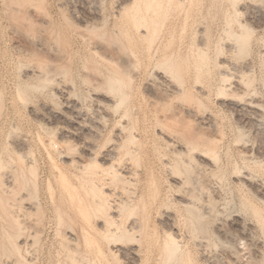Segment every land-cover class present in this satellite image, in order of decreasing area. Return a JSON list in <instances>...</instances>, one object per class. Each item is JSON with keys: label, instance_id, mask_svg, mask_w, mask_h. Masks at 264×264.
<instances>
[{"label": "rangeland", "instance_id": "obj_1", "mask_svg": "<svg viewBox=\"0 0 264 264\" xmlns=\"http://www.w3.org/2000/svg\"><path fill=\"white\" fill-rule=\"evenodd\" d=\"M33 1L0 0V93L5 104L3 116L0 118V162L2 161L1 166L3 164L5 167L0 168H6L4 171L0 169V199L3 200L0 205L5 209L2 210L0 206V264H127L133 260V256L136 258V264H231L230 257L235 262L233 264H264V254L260 258L251 259V262V256L248 255L252 252L249 247L246 248L243 243L238 246L219 241L216 235L219 226L223 229L226 227V231L228 223L236 219L238 227L247 233L251 243L262 242L264 245V225L261 220L264 217V203L259 201L246 185L237 181L243 174L251 180L248 179L250 182L255 183L257 190L261 188L260 195L264 190V0H159L160 7L153 5L148 13L144 1L135 0V8L129 9V14L138 15L140 11L143 16L147 14L149 19H158L154 27H150L149 21L146 26H141L140 31H145L149 26L150 29H147L154 35L148 46L142 42L138 29L130 26L129 14L120 10L123 0ZM83 18L91 19L90 23L80 25L79 22ZM247 28L251 33H246ZM238 36L246 38L248 53H244L245 55L237 52ZM97 42H105L106 46L110 47L107 48L108 51L115 49V46H123L121 48L131 56L137 72L130 92L127 93L128 98L123 100V104L118 107H105L107 111H104L110 114L107 118L100 117L102 111L97 110L94 94L107 92L116 102L120 101V97L105 87L104 83L112 72L102 58V61L99 60L100 55L93 53ZM199 48L206 53L205 63L197 62ZM50 49L59 57H63L62 61L57 54H49L47 51ZM44 51L48 53V57H40L45 54ZM34 52L39 55H34ZM52 58L63 62L62 66L67 62L66 65L70 68L66 65L67 69L65 66L62 68L59 60L54 59L53 62ZM166 60L170 63H177L179 60L178 63L185 64L188 71L185 72V84L182 85L184 89H200L205 93L202 96L203 108L198 111L196 104L187 107L196 109L199 117L207 118L206 123L218 132L220 142L215 151L217 160L209 156L213 159V168H206L198 162V154H208L202 146L191 150L188 155H178L174 152V145H180L184 141L180 136L182 129H170L164 118L168 113L160 112L146 91L151 82L159 84L154 77L157 73L168 72L164 71L165 66L161 71L162 63ZM42 62L47 65L41 67L44 66ZM89 66H92L93 72ZM63 69L66 70L65 73ZM29 70L38 71L43 75L42 78L45 73L43 79L46 80L47 77L46 83L42 84L44 80L40 79L41 82L36 79L40 77L24 78ZM224 72L230 73V78L222 76ZM168 73L170 79L175 77L174 73ZM237 84H244L240 92L239 89L236 90ZM65 86L70 90L69 99L78 106L77 115L68 113L69 108L64 102V97L58 93ZM163 87L164 89L161 86L166 93L168 86ZM252 100L257 102L254 103L255 112L249 111ZM225 101H232L231 105L235 108L225 104ZM171 102L172 107L179 105L178 99ZM240 105L245 107L240 109ZM77 118H83L85 121L80 127L76 126ZM192 120L196 122L194 118ZM195 124L197 125V122ZM61 134H64L66 142L59 144L57 140ZM168 137L176 144L169 143ZM86 145L95 147V161L92 164L96 166L90 165L91 167L83 170L77 165L62 163L64 157H82ZM112 146L116 147L112 148L116 152L113 153L114 156L109 157L108 151ZM240 146L249 147L251 151L243 152ZM18 157L22 159L18 160ZM104 159H108L107 165L101 163ZM52 164L64 168L69 177V184L75 186L73 189L77 196L72 192L73 189L71 194L73 193L75 200L82 198L83 207L90 209L95 202L105 203L104 216L99 213L85 219L77 209L79 206L73 197L62 192L58 186ZM21 173L24 175H20ZM175 178H180V187L173 182L172 179ZM93 186L98 189L95 195L89 193ZM214 195H219V198ZM208 196L210 199L214 196L215 199L213 208L200 219V223L206 227V232H202L197 230V221L177 199L185 197L191 200L195 210L199 211L201 207H205L206 203L202 200ZM261 196L264 197L263 194ZM126 200L127 212L125 209L119 210L122 208L120 206L115 207L119 203H126ZM254 205L259 209L257 213L252 210ZM5 211L9 213H4ZM113 213L119 215L116 216L117 219L113 218L115 223L104 222ZM14 215V218H9ZM101 222L111 227L108 229L112 234L106 237L98 230ZM14 226L19 227L16 230ZM167 227L172 228L178 236V251L170 259L162 251L168 239ZM121 235H128V238L121 237L120 240ZM154 237H157V241Z\"/></svg>", "mask_w": 264, "mask_h": 264}, {"label": "bare ground", "instance_id": "obj_2", "mask_svg": "<svg viewBox=\"0 0 264 264\" xmlns=\"http://www.w3.org/2000/svg\"><path fill=\"white\" fill-rule=\"evenodd\" d=\"M33 1V0H32ZM135 0H123L122 1V3H121V5H120V10L121 11H123V12H129V9H131V8H135V2H134ZM137 1V0H136ZM144 2L143 3H145V6H144V4H143V6L145 7V9H146V12L148 13V11H150L151 10V8H152V6L153 5H155V6H153V7H156V8H158V7H160V3L161 2H159V0H143ZM162 1H164V0H162ZM191 2V1H190ZM234 2V1H233ZM2 3V2H1ZM5 3V2H4ZM27 3V2H26ZM33 3H34V1H33ZM163 3V2H162ZM178 3V2H177ZM187 3V2H186ZM185 3V4H186ZM137 4V3H136ZM139 4V3H138ZM167 4H168V2H167ZM166 4V5H167ZM181 4V3H180ZM30 5V4H29ZM63 5V4H62ZM158 7H157V6ZM162 5V4H161ZM3 6V5H2ZM170 6V5H169ZM37 7V6H36ZM139 7H141V6H139ZM138 7V8H139ZM164 7V6H163ZM9 8V7H8ZM11 8V7H10ZM138 8H137V10H138ZM155 8V9H156ZM36 9V8H35ZM187 10V9H186ZM15 11H17V10H15ZM100 11V10H99ZM103 11V10H102ZM167 11V10H166ZM183 11V10H182ZM87 12V11H86ZM126 13V14H129V13ZM142 12V11H141ZM143 12H145V11H143ZM42 13V12H41ZM40 13V14H41ZM137 13V12H136ZM154 13V12H153ZM13 14V13H12ZM39 14V15H40ZM95 14V13H94ZM140 14V11H139V13H138V15L136 14H133V13H131V14H129V16H128V19H129V22H130V26L131 27H133V28H136V29H138V32H140L139 34H140V38L141 39H143L142 40V42H145L146 43V45L148 46V45H150L151 44V42H152V40L154 39L153 37H154V35L151 33L150 34V30H148L147 28H149V26L146 28V30L144 31H140L142 28H141V26L142 25H144V26H146V23L148 22V23H150V27H154V25H155V23L157 22L156 20H158V19H156V20H154V19H149V17L147 16V14H146V16L144 15H139ZM143 14V13H142ZM161 14V13H160ZM42 15V14H41ZM48 15V14H47ZM80 15V14H79ZM155 15V14H154ZM15 16V15H14ZM86 16V15H85ZM16 17V16H15ZM42 17V16H41ZM46 17V16H45ZM91 17V16H90ZM167 17V16H166ZM23 18V17H22ZM28 18V17H27ZM12 19V18H11ZM65 19H66V17H65ZM68 19V18H67ZM89 19V18H88ZM94 19V18H93ZM8 20V19H7ZM31 20V19H30ZM49 20V19H48ZM85 19L83 18L82 19V21L80 20V25H86L87 23H90L89 21L91 20V19H89V20H85ZM105 21V20H104ZM156 21V22H155ZM160 22V21H159ZM19 23V22H18ZM45 23V22H44ZM158 23V22H157ZM153 24V25H152ZM28 25V24H27ZM55 25V24H54ZM53 25V26H54ZM157 25V24H156ZM163 25V24H162ZM21 26V25H20ZM19 26V27H20ZM42 26V25H41ZM70 26V25H69ZM16 27V26H15ZM23 27H24V25H23ZM27 27V26H26ZM258 27V26H257ZM57 28V27H56ZM73 28V27H72ZM144 28V27H143ZM242 28V27H241ZM17 29V28H16ZM29 29V28H28ZM93 29V28H92ZM96 29V28H95ZM150 29V28H149ZM153 29H155V28H153ZM24 30V29H23ZM25 30H26V28H25ZM49 30H51V28L49 29ZM48 30V31H49ZM94 30V29H93ZM100 30V29H99ZM148 30V31H147ZM156 30V29H155ZM247 31H246V33H248L249 31H250V33H251V30L249 29V28H247L246 29ZM32 31V30H31ZM74 31V30H73ZM81 31V30H80ZM54 32V31H53ZM59 32V31H58ZM90 32V31H89ZM27 33V32H26ZM46 33V32H45ZM77 33V32H76ZM80 33V32H79ZM98 33V32H97ZM230 33V32H229ZM233 33V32H232ZM154 34H156L155 32H154ZM46 36V35H45ZM48 36V35H47ZM99 36H101L102 37V35L100 34ZM99 36H98V38H99ZM158 36V35H157ZM203 36V35H202ZM236 36V35H235ZM234 36V37H235ZM245 36H248V35H245ZM245 36H238L237 37V45L236 46H238L237 47V52L239 53V54H241V55H243L244 53H246L247 51V49L248 48H246V46H247V44H246V38H245ZM249 36H251L250 34H249ZM59 37V36H58ZM83 38H84V36H82ZM30 38V37H29ZM40 38V37H39ZM87 38V37H86ZM103 38H104V36H103ZM118 38V37H117ZM116 38V39H117ZM159 38V37H158ZM248 38V37H247ZM32 39V38H31ZM41 39V38H40ZM88 39V38H87ZM94 39V38H93ZM102 39V38H101ZM206 39V38H205ZM60 40V39H59ZM102 40H105V39H102ZM110 40V39H109ZM115 40V39H114ZM236 40V39H235ZM250 40V38L248 39V41ZM90 41V40H89ZM200 41V40H199ZM86 43L88 42V41H85ZM91 42V41H90ZM108 42V41H107ZM113 42V41H112ZM36 43V42H35ZM56 43V42H55ZM109 44H110V41L108 42ZM115 43V45H116V43H117V41L116 42H114ZM120 43V42H119ZM88 44H90V43H88ZM98 44V45H97ZM97 46L95 47H93V53H96V54H98V56L100 57V59L99 60H101V58H102V60L104 61V64H106L109 68H111L110 70H111V72H112V75L111 76H109L108 77V79H106V82L104 83V84H106L105 85V87L107 86L108 87V89H109V91H111V92H114V93H117L118 95H119V97H120V101H115V99H114V97L112 98V96H110V95H108L107 94V92L106 91H108V90H106L105 92H106V94H104V93H97L96 92V94H94V98H95V100H96V102H97V110H99V112L100 111H102L101 112V114H102V116L100 115V117H106L107 118V116H109L104 110H106L107 111V107H112V106H115V107H118V106H120L121 105V103L123 102V100L125 99V98H128L127 97V93H128V91L130 92V89H131V87H132V84H133V82H134V80H135V78H136V74H137V72H136V67H134L135 66V64H134V62L131 60V56H128V54H126V52H125V50H123V48H121V47H123V46H120L121 44H119V46L120 47H117V46H113L115 49H113L112 51H108L107 50V48L108 49H110V47H108V46H106V44H105V42H100V43H98L97 42ZM249 44V43H248ZM20 45V44H19ZM110 45H113V44H110ZM109 45V46H110ZM51 46V45H50ZM58 45H56V47H57ZM146 46V47H147ZM249 46V45H248ZM16 47V46H15ZM59 47H60V45H59ZM112 47V46H111ZM203 47V46H202ZM226 47V46H225ZM38 48V47H37ZM63 48V47H62ZM19 49V48H18ZM56 49V48H55ZM172 50V49H171ZM43 51V50H42ZM41 51V52H42ZM36 52H38V51H36ZM36 52H34L33 54L34 55H37L38 53H36ZM47 52H49V54H50V52H52L51 54L53 55L54 53H55V51L53 52L51 49H50V51H47ZM157 52V51H156ZM44 53H45V51H44ZM59 53V52H58ZM67 53V52H66ZM65 53V54H66ZM248 53V52H247ZM246 53V54H247ZM43 54V53H42ZM55 54H57V53H55ZM2 55V54H1ZM39 55V54H38ZM46 55V57H48L47 55H48V53H45V54H43V55H41L40 57H42V56H45ZM62 55V54H61ZM245 55V54H244ZM32 56V55H31ZM57 57H59V55L57 54L56 55ZM55 56V57H56ZM95 56V55H94ZM97 55H96V58L98 57ZM152 56V55H151ZM39 57V56H38ZM39 57V58H40ZM66 57V56H65ZM148 57V56H147ZM206 53H205V51H203L202 50V48L200 49L199 48V54H198V57H197V62H204L205 61V59H206ZM61 58V59H60ZM62 58L63 57H59V59L62 61ZM170 58V57H169ZM168 58V59H169ZM172 58V57H171ZM179 58V57H178ZM48 59H50V58H48ZM55 60H56V58H54ZM53 58H52V61L54 60ZM58 59V60H59ZM86 59V58H85ZM224 59V58H223ZM58 60H56V61H58ZM60 60L58 61L59 62V64H60V66L62 67V68H65L67 65H66V63L64 64V66H62V64L61 63H63V62H61L60 63ZM64 60V59H63ZM101 60V61H102ZM165 60V59H164ZM170 60H172V59H170ZM39 61H40V59H39ZM42 61V60H41ZM43 61H45V60H43ZM92 61V60H91ZM181 61V60H180ZM54 62V61H53ZM65 62V61H64ZM158 62V61H157ZM173 62V63H172ZM175 61H171V63L169 62V61H165L164 63H162L163 65H162V68H161V71H162V69H164L163 67L165 66L166 68L164 69V71L165 70H167L171 75H173V73H174V75H175V77H172L173 79H170L169 78V76L167 75V73H166V71H165V73L162 71V72H160V73H157V76H154V77H156L157 78V82H159V84L158 83H150V84H148V86H147V89H146V91L148 92V94L150 95H148L150 98H151V100H152V103L155 105V107L157 106L159 109V111L160 112H162L163 114L164 113H168V115H166L164 118H165V120H166V124L170 127V129H171V127H178V128H180V129H182V135H180L182 138H183V140L185 141H183L182 143H180V145H177L175 142V144L176 145H174L175 147H174V152L175 153H177L178 155H183V154H187L188 155V153H190V151L191 150H193V149H197V148H199L200 146H202L206 151L205 152H207L208 154V156L205 154H203V155H201V154H198V155H200L199 157H197V160H198V162L200 163V165H204V166H206V168L208 167L209 168V166H211L212 168H213V166H212V164L214 163L213 162V159H216V153H215V151H216V147H217V145L219 144V142H220V137H219V135H218V132H216L215 130H213L212 129V127H210V125H208L206 122L207 121H205V120H208L204 115V117L206 118V119H204V118H202V117H199V115L197 114V111H196V109H194L193 107H191V109L189 108V107H187V106H192V105H194V104H196V105H198V111H199V109H201V108H203L204 106H203V102H202V96L205 94L202 90H200V89H190V88H188V89H184L183 87H182V85L183 84H185L184 83V77H185V72H187L186 71V68H185V64L184 63H182V62H180V63H178L179 62V60H178V62L177 63H174ZM187 62V61H186ZM45 63V62H44ZM44 63L42 62V64L44 65ZM47 63H49V60H48V62ZM205 63V62H204ZM52 64V63H51ZM50 64V65H51ZM56 64V63H55ZM54 64V65H55ZM58 64V65H59ZM68 64V63H67ZM232 64V63H231ZM39 65H41V64H39ZM47 65V64H46ZM46 65H44V66H41V67H45ZM244 65V64H243ZM20 66V65H19ZM34 66V65H33ZM242 66V65H241ZM37 67V66H36ZM51 67V66H50ZM49 66H48V68H50ZM57 67V66H56ZM68 67V66H67ZM67 67L65 68V69H67ZM90 68H91V72H93L92 71V66H89ZM155 67H158V66H155ZM161 66H159V68H160ZM221 67V66H220ZM237 67V66H236ZM55 68V67H54ZM68 68H70V67H68ZM240 68V67H239ZM34 69V68H33ZM50 69H52V68H50ZM60 69V68H59ZM65 69H63V71H64V73H65ZM234 69V68H233ZM238 69V68H237ZM250 69V68H249ZM38 70V69H37ZM42 70V69H41ZM46 69L44 68V71H45ZM89 70V69H88ZM95 70V69H94ZM20 71V70H19ZM39 71H40V68H39ZM60 71H61V69H60ZM153 71V70H152ZM42 71H40V73H41ZM50 72V71H49ZM96 72V71H95ZM158 72V71H157ZM230 72V71H229ZM239 72V71H238ZM250 72V71H249ZM19 73V72H18ZM20 73H22V72H20ZM38 71H36V70H34V71H26V73H25V76H24V78L26 77L27 79H30V78H32V77H40V78H36V79H41L42 81L44 80L43 78H45V73H44V77L42 78L41 77V75L42 74H40ZM168 73V74H169ZM208 73V72H207ZM57 74V73H56ZM66 74H67V72H66ZM139 74V73H138ZM230 73H228V72H224V75L222 74V76H224V77H228V78H230L228 75H229ZM94 75H95V73H94ZM98 75V74H97ZM197 75V74H196ZM231 75V74H230ZM43 76V75H42ZM50 76V75H49ZM48 76V77H49ZM68 76V75H67ZM171 77V76H170ZM196 77V76H195ZM199 77V76H198ZM246 77V76H245ZM87 78V77H86ZM91 78V77H90ZM98 78H100L99 76H98ZM197 78V77H196ZM228 78H224L225 80L226 79H228ZM48 79H50V78H48ZM71 79V78H70ZM176 80V82H174L175 80ZM248 78H246V80H247ZM40 80V81H41ZM46 80H47V77H46ZM46 80H44V82H42V84L43 83H46ZM62 80V79H61ZM64 80V79H63ZM90 80V79H89ZM174 80V81H173ZM198 80H199V78H198ZM56 81V80H55ZM69 81V80H68ZM155 81V80H154ZM223 81V80H222ZM90 82V81H89ZM156 82V81H155ZM237 82V81H236ZM58 83V82H57ZM91 83H92V81H91ZM99 83V82H98ZM228 83V82H227ZM49 84V83H48ZM89 84V83H88ZM101 84V83H100ZM103 83L101 84V85H104ZM224 84V83H223ZM245 84V83H244ZM244 84H242L243 86H244ZM251 84V83H250ZM70 85H71V83H70ZM74 85V84H73ZM92 85H93V83H92ZM96 85V84H95ZM163 85H167L168 87H167V89H168V91L166 90V93L165 92H163L164 90H162V88L164 89V87H163ZM242 85H240V84H237L236 85V87H237V89L236 90H238L239 89V91L238 92H240V89H241V86ZM248 85V84H247ZM32 86V85H31ZM98 86V85H97ZM100 86V85H99ZM161 86H162V88H161ZM200 86V85H199ZM246 86V85H245ZM34 87V86H33ZM32 87V88H33ZM90 87H91V84H90ZM104 87V86H103ZM94 88V87H93ZM100 88V87H99ZM142 88V87H141ZM199 88V87H198ZM228 88V87H227ZM230 88V87H229ZM248 88V87H247ZM43 89V88H42ZM58 89V88H57ZM98 89V88H97ZM222 89H224V87H222ZM17 90V89H16ZM36 90H38V88L36 89ZM35 90V91H36ZM94 90H95V88H94ZM204 90V89H203ZM236 90H235V88H234V91L236 92ZM93 91V90H92ZM233 91V92H234ZM21 92V91H20ZM69 92H70V90L68 89V87L66 88V86H65V88L63 89H61V90H59V92L58 93H60L59 95H62L61 97H64V102L67 104V107L69 108L68 110H69V112L68 113H71V114H76L77 115V109H78V106H77V104L74 102V101H72V100H70L69 98V96L70 95H68L69 94ZM232 92V91H231ZM22 93V92H21ZM25 92H23V94H24ZM145 93V92H144ZM226 93H228L227 92V90H226ZM237 93V92H236ZM4 94V93H3ZM23 94H21V95H23ZM75 94V93H74ZM113 94V93H112ZM222 94V93H221ZM238 94V93H237ZM1 93H0V118L3 116L2 115V113H3V110H4V105L5 104H3V101H2V98H1ZM19 95V94H18ZM25 95V94H24ZM207 95V94H206ZM224 95V94H223ZM222 95V96H223ZM233 95H234V93H233ZM20 96V95H19ZM57 96V95H56ZM225 96V95H224ZM24 97V96H23ZM226 97V96H225ZM242 97V96H241ZM20 98V97H19ZM173 99H178L179 100V105H175L174 107H172V100ZM226 99V98H225ZM4 100V99H3ZM23 100V99H22ZM13 101V100H12ZM32 101V100H31ZM127 101V100H126ZM253 101V100H252ZM251 101V103H250V105H249V107H250V109H249V111H253V112H255L256 111V108L254 107L255 105H254V103H257V102H252ZM28 102V101H27ZM178 102V101H177ZM221 102V101H220ZM223 102V101H222ZM250 102V101H249ZM64 103V104H65ZM95 103V102H94ZM225 104L227 103V105L229 104L230 106H232L231 105V103L233 104V102L231 101V103L229 102V101H225L224 102ZM223 103V104H224ZM234 103H236V102H234ZM238 103V102H237ZM236 103V104H237ZM27 104V103H26ZM123 104V103H122ZM177 104V103H176ZM153 105V106H154ZM246 105V104H245ZM259 105V104H258ZM262 105V104H261ZM234 106V105H233ZM232 106V107H233ZM106 107V108H105ZM156 107V108H157ZM195 107V106H194ZM240 109L242 108V107H245V106H238ZM237 107V108H238ZM247 107V106H246ZM234 108H235V106H234ZM259 108V107H258ZM109 109V108H108ZM230 109V108H229ZM236 110V109H235ZM34 111V110H33ZM239 111V110H238ZM80 112V111H79ZM35 113V112H34ZM238 113V112H237ZM251 113V112H250ZM257 113V112H256ZM255 113V114H256ZM244 114V113H243ZM252 114V113H251ZM37 116V115H36ZM56 116V115H55ZM59 116V115H58ZM80 116V115H79ZM41 117V116H40ZM45 117V116H44ZM99 117V116H98ZM99 117V118H100ZM125 117H127V116H125ZM256 117V116H255ZM57 118V117H56ZM61 118V117H60ZM97 118V117H96ZM128 118V117H127ZM192 118H194V120L197 122V125L194 123V121L192 120ZM240 118V117H239ZM59 119V118H58ZM78 120H77V125L76 126H81L83 123H85V121L83 120V118L81 119V118H77ZM105 119V118H104ZM36 120H38V119H36ZM42 120V119H41ZM48 120V119H47ZM63 120V119H62ZM98 120V119H97ZM209 120H210V118H209ZM211 121V120H210ZM252 121V120H251ZM56 122V121H55ZM63 122V121H62ZM90 122V121H89ZM100 122V121H99ZM64 123V122H63ZM67 123V122H66ZM87 123V122H86ZM91 123V122H90ZM41 124V123H40ZM50 124V123H49ZM65 124V123H64ZM166 124H165V126H166ZM210 124V123H209ZM259 124V123H258ZM69 125V124H68ZM71 125V124H70ZM96 125H97V123H96ZM206 125H208V126H206ZM211 125H213V124H211ZM40 126V125H39ZM53 126H54V124H53ZM52 126V127H53ZM74 126V125H73ZM124 126V125H123ZM168 126H166V127H168ZM15 127V126H14ZM13 127V128H14ZM84 127V126H83ZM105 127V126H104ZM168 127V128H169ZM48 128V127H47ZM73 128V127H72ZM165 128V127H164ZM256 128V127H255ZM15 129V128H14ZM13 129V130H14ZM51 129V128H50ZM75 129V128H74ZM82 129V128H81ZM102 129V128H101ZM121 129V128H120ZM240 129V128H239ZM56 130V129H55ZM71 130V129H70ZM86 132H89V130L88 129H84ZM126 130V129H125ZM175 130V129H174ZM16 131V130H15ZM83 131V130H82ZM121 131H123V130H121ZM171 131V130H170ZM56 132V131H55ZM119 132V131H118ZM162 132H163V130H162ZM242 132V131H241ZM130 133V132H129ZM161 133V132H160ZM159 133V134H160ZM67 134V133H66ZM85 134V133H84ZM97 134V133H96ZM94 135V134H93ZM119 135H121V134H119ZM164 135V134H163ZM15 136V135H14ZM92 136V135H91ZM175 136V135H174ZM242 136V135H241ZM56 137V136H55ZM67 137V136H66ZM9 138V137H8ZM17 138V137H16ZM258 139V138H257ZM118 140V139H117ZM130 141H131V139H130ZM134 141V140H133ZM167 141L169 142V143H173V141H172V139H169V137H168V139H167ZM166 141V142H167ZM66 141H65V136H64V134L62 135L61 134V137L57 140V143H59V144H62V143H65ZM180 142V141H179ZM179 142H177V143H179ZM45 143V142H44ZM56 143V144H57ZM129 143V142H128ZM173 143V144H174ZM184 143V144H183ZM241 143V142H240ZM15 144V143H14ZM20 144V143H19ZM35 144V143H34ZM58 144V145H59ZM115 144V143H114ZM120 144V143H119ZM87 147L84 149V151H83V156L82 157H76V158H74V157H64L63 159H62V163H64L65 165H70V164H73V165H77L78 166V168H80V169H86V168H89V166L91 165H94V166H96L94 163L92 164V162H94L95 160H94V158H93V151H94V149H95V147L94 146H92V145H86ZM118 146V145H117ZM18 147V146H17ZM116 148L115 146H112L111 147V150L110 151H108V156L109 157H112V156H114L113 155V153L114 152H116L115 151V149H112V148ZM241 147V146H240ZM22 148V146L20 147V149ZM242 148V147H241ZM249 147H247V148H242L241 150L243 151V152H246V153H248V152H250L251 151V148L250 149H248ZM19 149V150H20ZM44 149V148H43ZM120 149V148H119ZM258 149V148H257ZM33 150V149H32ZM37 150V149H36ZM109 150V149H108ZM117 150V149H116ZM138 150V149H137ZM240 150V151H241ZM203 152H204V150H202ZM201 151V152H202ZM200 152V153H201ZM202 152V153H203ZM204 152V153H205ZM255 152V151H254ZM55 153V152H54ZM132 154V153H131ZM17 155V154H16ZM96 155V154H95ZM94 155V156H95ZM21 156H22V154H21ZM30 156V155H29ZM107 156V157H108ZM131 156V155H130ZM133 156V155H132ZM211 158H213V159H211ZM17 157V156H16ZM84 157L85 158H87V159H84ZM107 157H105V158H107ZM123 157V156H122ZM184 157V156H183ZM192 157V156H191ZM218 157V156H217ZM19 159L18 160H21L20 159V157H18ZM117 158V157H116ZM138 158V157H137ZM186 158V157H185ZM11 159V158H10ZM102 159V158H101ZM17 160V161H18ZM52 160V159H51ZM50 160V161H51ZM217 160V159H216ZM216 160H214L215 162H216ZM107 161H108V159H104V160H102L101 161V163L103 164V165H107ZM132 161H133V159H132ZM186 161V160H185ZM4 162V161H3ZM7 162V161H6ZM139 162V161H138ZM213 162V163H212ZM1 163H2V161L0 162V167H3L4 165L2 164V166H1ZM9 163V162H8ZM18 163V162H17ZM21 163H23V162H21ZM53 163V162H52ZM96 163V162H95ZM136 163V162H135ZM5 164V163H4ZM13 164H14V162H13ZM25 164V163H24ZM50 164V163H49ZM110 164V163H109ZM114 164V163H113ZM185 164V163H184ZM53 166H52V169H54L53 171V174H54V177L56 178L55 180H57V182L60 184H58V186H60V188L62 189V192H64V193H66V194H69V196H71V197H73L72 199H74V201H76V205H78L79 207L77 208V209H79L80 210V213L83 215V217L85 218V219H87L89 216L91 217V215H93V217H94V215L96 214H99V213H102V215H103V213H105V203H102V202H100V201H98L97 203L95 202L93 205H92V208H85V207H83L82 206V198H78L77 200H75V196L73 195V193L74 192H76L75 191V189H73L74 187L72 186V184H69V177H67V174H65L66 172L63 170L64 168H61V166H59V165H54V164H52ZM133 165V164H132ZM136 165V164H135ZM199 165V164H198ZM215 165V164H214ZM263 165V164H262ZM23 166V165H22ZM90 166V167H91ZM114 166V165H113ZM255 166V165H254ZM5 167V166H4ZM8 167V166H7ZM19 167V166H18ZM64 167H66V166H64ZM110 167V166H109ZM107 168V167H106ZM131 168H132V166H131ZM1 169V168H0ZM3 169V168H2ZM1 169V170H2ZM6 169V168H5ZM5 169H3V171L5 170ZM38 169V168H37ZM22 170V169H21ZM88 170V169H87ZM106 170V169H105ZM108 170V169H107ZM176 170V169H175ZM200 170V169H199ZM218 170V169H217ZM14 171V170H13ZM170 171V170H169ZM179 171V170H178ZM213 171V170H212ZM22 172V171H21ZM33 171H31V173H32ZM43 172V171H42ZM85 172H87V171H85ZM90 172V171H89ZM129 172V171H128ZM187 172V171H186ZM220 172V171H219ZM240 172V171H239ZM15 173V172H14ZM31 173H29V174H31ZM88 173V172H87ZM95 173V172H94ZM99 173V172H98ZM124 173H126L125 171H124ZM177 173V172H176ZM10 174V173H9ZM8 174V175H9ZM24 175V173H21L20 175ZM181 174V173H180ZM240 174V173H239ZM90 175V174H89ZM118 175V174H117ZM179 175V174H178ZM244 175H246V174H244ZM1 176V175H0ZM12 176V175H11ZM26 176V175H25ZM32 176H33V174H32ZM71 176V175H70ZM104 176H106V175H104ZM115 176V175H114ZM180 176V175H179ZM203 176V175H202ZM241 176V175H240ZM239 176V178H238V176H237V181L239 182V183H242V184H244V186L246 185V188L257 198V199H259V201H261V202H263L264 203V197H262L261 195L263 194L264 195V190L262 191V194L260 195V190H261V188H259L260 190H257V186L256 185H254L252 182H250L251 180L248 178V177H246V176H243V174H242V177H240ZM248 176V175H247ZM14 177V176H13ZM17 177V176H16ZM24 177V176H23ZM22 177V178H23ZM53 177V178H54ZM124 177H125V175H124ZM175 177H177V176H175ZM1 178V177H0ZM19 178V177H18ZM25 178V177H24ZM181 178V177H180ZM180 178H175V179H172L173 180V182L178 186V185H180V181L178 180V179H180ZM189 178V177H188ZM14 179V178H13ZM17 179V178H16ZM15 179V180H16ZM182 179V178H181ZM220 179V178H219ZM250 181H249V180ZM1 180V179H0ZM4 180V179H3ZM11 180V179H10ZM24 180V179H23ZM73 180V179H72ZM112 180H114V178L112 179ZM186 180V179H185ZM13 181V180H12ZM11 181V182H12ZM18 181V180H17ZM16 181V182H17ZM26 181V180H25ZM96 181V180H95ZM98 181V180H97ZM220 181V180H219ZM5 182V181H4ZM49 182V181H48ZM122 182V181H121ZM182 182V181H181ZM2 183V182H1ZM6 183V182H5ZM15 183V182H14ZM23 183V182H22ZM21 183V184H22ZM25 183V182H24ZM129 183V182H128ZM130 183H132V182H130ZM10 184V183H9ZM19 184H20V182H19ZM49 184V183H48ZM88 184V183H87ZM94 184V183H93ZM92 184V185H93ZM96 184V183H95ZM2 185H4V184H2ZM23 185V184H22ZM97 185V184H96ZM126 185V184H125ZM129 185V184H128ZM175 185V186H176ZM183 185V184H182ZM82 186V185H81ZM88 186V185H87ZM23 187V186H22ZM79 187V186H78ZM90 187V186H89ZM97 187V186H96ZM103 187V186H102ZM178 187H180V186H178ZM24 188V187H23ZM48 188V187H47ZM12 189V188H11ZM72 189H73V191H72ZM82 189V188H81ZM86 189V188H85ZM84 189V190H85ZM15 190V189H14ZM77 190V189H76ZM80 190V189H79ZM96 190H98V189H96L94 186L93 187H91L90 188V192L89 193H93V195H95L94 193L96 192ZM124 190V189H123ZM202 190V189H201ZM71 191L73 192L72 194H71ZM28 192V191H27ZM53 192V191H52ZM84 192V191H83ZM87 192V191H86ZM98 192V191H97ZM102 192V191H101ZM104 192V191H103ZM131 192V191H130ZM157 192V191H156ZM194 192V191H193ZM98 193H100V192H98ZM197 193V191L195 192V194ZM214 193V192H213ZM256 193V194H255ZM27 194V193H26ZM71 194V195H70ZM74 194H76V196H77V193H74ZM101 194V193H100ZM103 194V193H102ZM101 194V195H102ZM105 194H106V192H105ZM104 194V195H105ZM108 194L109 193H107V196H108ZM151 194H153V191H151ZM258 194V195H257ZM89 195V194H88ZM27 196V195H26ZM85 196V195H84ZM134 196V195H133ZM194 196V195H193ZM214 196H216V195H214ZM213 196V199H210L209 198V196L208 197H204L205 198V200H202L203 202H205L206 204H205V207L203 208V207H201L202 209H200L199 211H198V209H197V211L195 210V206L193 207V203H191V200H189V199H186L185 197H178V201L181 203V204H183L185 207H186V210L188 211V213L190 214V216L192 217V218H194L196 221H197V223H196V227L198 228L197 230H199V231H204L205 230V232H206V227L204 226V224H202V222L200 223V219H203V216L204 215H207L208 213H209V209L213 206L212 204L214 203L213 201H214V199H215V197ZM17 197V196H16ZM99 197V196H98ZM200 197V196H199ZM203 197V196H202ZM216 197H218L219 198V195L218 196H216ZM261 197V198H260ZM18 198V197H17ZM27 198V197H26ZM86 198V197H85ZM188 198V197H187ZM189 198H190V196H189ZM198 198V197H197ZM36 199H38V198H36ZM46 199V198H45ZM96 199V198H95ZM9 200V199H8ZM93 200H94V198H93ZM101 200V199H100ZM122 200V199H121ZM198 200V199H197ZM2 201L3 200H1L0 199V203L2 204ZM54 201V200H53ZM67 201V200H66ZM116 201V200H115ZM194 201V200H193ZM93 202V201H92ZM105 202V201H104ZM6 203V202H5ZM20 203V202H19ZM78 203V204H77ZM119 203V202H118ZM197 203V202H196ZM199 203V202H198ZM107 204V203H106ZM115 204V203H114ZM217 204V203H216ZM7 205V204H6ZM75 205V204H74ZM211 205V206H210ZM0 206H2V205H0ZM16 206V205H15ZM21 206V205H20ZM122 207L121 209H119V210H123V209H125L126 210V212L128 211L127 209H126V206H128V204H127V200H126V203H123L122 205H121V203H119L118 204V206H115V207ZM114 207V206H113ZM125 207V208H124ZM167 207V206H166ZM2 208H4L3 206L1 207V209ZM107 208V207H106ZM213 208V207H212ZM211 208V209H212ZM39 209V208H38ZM38 209H36V210H38ZM42 209V208H41ZM131 208H129V210H130ZM133 209V208H132ZM2 210H5V209H2ZM26 210V209H25ZM115 210H117V209H115ZM124 210V211H125ZM166 210V209H165ZM252 210H253V212L254 213H257L258 212V207L256 208L255 207V205L252 207ZM8 211L10 212V210L8 209ZM8 211H5L4 213H9ZM18 211V210H17ZM22 211V210H21ZM136 211V210H135ZM214 211V210H213ZM212 211V212H213ZM112 212H114V211H112ZM116 212V211H115ZM129 212H131V211H129ZM137 212V211H136ZM163 212V211H162ZM62 213V212H61ZM60 213V214H61ZM64 213V212H63ZM121 213H122V211H121ZM132 213V212H131ZM264 213V212H263ZM262 213V214H263ZM15 214V213H14ZM107 214V213H106ZM105 214V217L109 214H107L106 215ZM118 214V213H117ZM116 213H113V214H111V216L109 217L108 216V220H104V222H107V221H113L114 219L113 218H115L116 216H119V215H117ZM133 214H134V212H133ZM170 214V213H169ZM168 214V215H169ZM11 215H13L12 213H11ZM16 215V214H15ZM15 215L14 216H12V217H9L10 219H12V218H14L15 217ZM101 215V214H100ZM135 215V214H134ZM139 215V214H138ZM142 215V214H141ZM167 215V216H168ZM225 215V214H224ZM69 216V215H68ZM104 216V215H103ZM131 216H132V214H131ZM5 217H6V215H5ZM67 217V216H66ZM138 217V216H137ZM168 217H170V215L168 216ZM7 218V217H6ZM166 218V217H165ZM206 218V217H205ZM209 218V217H208ZM234 218H237V217H234ZM260 218H261V216H260ZM89 219V218H88ZM99 219V218H98ZM115 219H117V217L115 218ZM9 220V219H8ZM16 220H18L17 218H16ZM121 220V219H120ZM166 220V219H165ZM198 220H199V222H198ZM261 220H262V223H263V225H264V217H262L261 218ZM42 221V220H41ZM141 221H142V219H141ZM167 221V220H166ZM202 221H204V220H202ZM240 221V220H239ZM14 222H16L15 220H14ZM13 222V223H14ZM31 222V221H30ZM114 222V221H113ZM164 222V221H163ZM237 220L235 219L234 221H232L231 220V223H228V228H227V230L225 231L224 229H226V227L223 229L222 227H220L219 226V228L217 229V237H218V239H219V241H225V242H227V243H230V244H232L233 245V243L234 244H236V245H238V246H240V245H242V243H243V246L245 245L246 246V248H250V251L252 252V253H250L248 256H251L250 257V260L251 259H257V258H260V257H262L263 256V254H264V245H263V243L261 244H253V243H251L250 242V240H249V237H248V235H247V233L246 232H243V230H240L241 229V227L239 228L238 227V225H237ZM20 223V222H19ZM66 223V222H65ZM108 223V222H107ZM115 223V222H114ZM117 223V222H116ZM168 223V222H167ZM204 223V222H203ZM259 223V222H258ZM14 224H18V222L17 223H14ZM63 224V223H62ZM111 224V223H110ZM109 224V225H110ZM166 224V223H165ZM169 224V223H168ZM13 225V224H12ZM11 225V226H12ZM146 225V224H145ZM144 225V226H145ZM171 225V224H170ZM173 225V224H172ZM206 225V224H205ZM194 226V225H193ZM241 226V225H240ZM19 227V226H18ZM18 227H15L14 226V229L16 228V230L18 229ZM22 227V226H21ZM113 227V226H112ZM166 227V226H165ZM108 228H111V227H107V225L105 224V223H100L99 225H98V230L101 232V233H103L104 234V236H106L107 237V235H110V234H112V232L110 231V229H108ZM133 228H135V227H133ZM141 228V227H140ZM168 228V227H167ZM166 228V229H167ZM169 228H170V226H169ZM167 229V233H166V235H167V237H168V239H166V241H165V244L163 245V249H162V251H164V254H165V256H167V258L168 259H170L171 257H173L174 255H175V253L178 251V242H177V240L178 239H176V237H178L177 235H176V233L172 230V228L171 229ZM26 229V228H25ZM61 229V228H60ZM73 229V228H72ZM71 229V230H72ZM84 229V228H83ZM251 229V228H250ZM3 230V229H2ZM16 230H14V231H16ZM20 230V229H19ZM42 230V229H41ZM135 230V229H134ZM154 230V229H153ZM197 230H195V231H197ZM245 230V229H244ZM70 231V230H69ZM95 231H96V229H95ZM143 231V230H142ZM149 231V230H148ZM17 232V231H16ZM19 232V231H18ZM42 232V231H41ZM117 232V231H116ZM119 232V231H118ZM137 232V231H136ZM25 233V232H24ZM69 233V232H68ZM131 233V232H130ZM249 233V232H248ZM96 234V233H95ZM137 234V233H136ZM150 234V233H149ZM199 234H201V233H199ZM204 234V233H203ZM254 234V233H253ZM18 235V234H17ZM134 235V234H133ZM132 235V236H133ZM153 235V234H152ZM157 235V234H156ZM155 235V236H156ZM10 236V235H9ZM35 236H37V234L35 235ZM100 236V235H99ZM115 236V235H114ZM208 236V235H207ZM11 237V236H10ZM32 237V236H31ZM69 237V236H68ZM121 237L122 238H128V235H121L120 236V240H121ZM150 237H152V236H150ZM9 238V237H8ZM7 238V239H8ZM70 238V237H69ZM101 238V237H100ZM109 238V237H108ZM111 238V237H110ZM119 238V237H118ZM153 238V237H152ZM157 238V237H156ZM156 238L154 237V239L156 240ZM253 238V237H252ZM11 239H12V237H11ZM16 239V238H15ZM138 239V238H137ZM24 240V239H23ZM150 240V239H149ZM9 241V240H8ZM13 241V240H12ZM95 241V240H94ZM157 241V240H156ZM27 242V241H26ZM89 242V241H88ZM109 242V241H108ZM153 242V241H152ZM73 243H75V242H73ZM73 243H71L72 245H73ZM125 243V242H124ZM135 243V242H134ZM24 244H26V243H24ZM66 244H69V243H66ZM76 244V243H75ZM87 244V243H86ZM95 244V243H94ZM116 244V243H115ZM131 244V243H130ZM154 244V243H153ZM155 244H156V242H155ZM197 244V243H196ZM201 244V243H200ZM35 245V244H34ZM38 245V244H37ZM92 245V244H91ZM129 245V244H128ZM141 245V244H140ZM139 245V246H140ZM199 245V244H198ZM202 245H204V244H202ZM225 245V244H224ZM2 246V245H1ZM16 246V245H15ZM68 246H70V245H67V247ZM86 246V245H85ZM208 246V245H207ZM6 247V246H5ZM71 247V246H70ZM69 247V248H70ZM141 247V246H140ZM33 248V247H32ZM38 248V247H37ZM87 248V247H86ZM134 248V250H136L135 249V247H133ZM233 248V247H232ZM18 249V248H17ZM244 249V248H243ZM70 250H72V248L70 249ZM70 250H69V252H70ZM132 250V249H131ZM245 250V249H244ZM75 251H76V249H75ZM79 251V250H78ZM130 251V250H129ZM206 251V250H205ZM138 252V251H137ZM27 253V252H26ZM101 253V252H100ZM146 253V252H145ZM249 253V251L247 252V254ZM72 254V253H71ZM77 254V253H76ZM86 254V253H85ZM246 254V253H245ZM247 254L245 255V256H247ZM111 255V254H110ZM137 255V254H136ZM219 255V254H218ZM8 256V255H7ZM74 257H75V255H73ZM79 256H80V254H79ZM4 257V256H3ZM88 257V256H87ZM236 257V256H235ZM12 258V257H11ZM76 258V257H75ZM111 258H113V257H111ZM216 258V257H215ZM15 259V258H14ZM64 259V258H63ZM66 259V258H65ZM80 259V258H79ZM84 259H86V258H84ZM133 260H131V261H129L127 264H136V258H134V256H133V258H132ZM217 259V258H216ZM248 259V258H247ZM82 260V259H81ZM165 260V259H164ZM13 261V260H12ZM22 261V260H21ZM167 261V260H166ZM169 261V260H168ZM167 261V262H168ZM11 262V261H10ZM114 262V261H113ZM230 262H231V264H233V263H235L234 261H233V259L230 257ZM229 262V263H230ZM247 262V261H246ZM245 262V263H246ZM251 262H252V260H251ZM256 262V261H255ZM88 263V262H87ZM217 263V262H216ZM228 263V262H227ZM238 263V262H237ZM236 263V264H237ZM260 263V262H259ZM262 263H263V261H262ZM19 264V263H18ZM26 264V263H25ZM29 264V263H28ZM34 264V263H33ZM110 264V263H109ZM113 264V263H112ZM173 264V263H172ZM240 264V263H239Z\"/></svg>", "mask_w": 264, "mask_h": 264}]
</instances>
